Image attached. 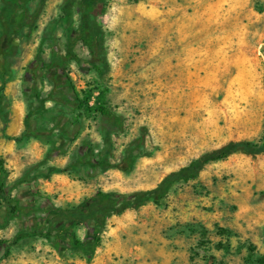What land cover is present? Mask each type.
<instances>
[{"label":"rangeland","instance_id":"1","mask_svg":"<svg viewBox=\"0 0 264 264\" xmlns=\"http://www.w3.org/2000/svg\"><path fill=\"white\" fill-rule=\"evenodd\" d=\"M65 1L8 11L21 29L0 73V264H264V152L70 226L97 192L150 191L230 142L264 145V0H102L85 23Z\"/></svg>","mask_w":264,"mask_h":264},{"label":"trees","instance_id":"2","mask_svg":"<svg viewBox=\"0 0 264 264\" xmlns=\"http://www.w3.org/2000/svg\"><path fill=\"white\" fill-rule=\"evenodd\" d=\"M1 2L3 3V14L0 16V73L2 76L1 78L3 79V77L7 74V71H5L6 54L4 52L11 43V37L21 29V22L19 18L16 17V13L10 16L8 15V11L11 8H15V10H17L19 0H12L11 2L1 0ZM74 3L75 0L65 1V5L68 7L72 6ZM101 7L102 0H81L82 22H87L90 19L91 15L101 10ZM66 9L70 10L71 8ZM85 34L86 32L84 31L82 33V36L80 37V41L83 45H85V47H87L88 51L94 55V40L86 38ZM72 56V50H70L64 58L52 56L54 67H58L60 63L71 59ZM42 65L43 64L40 56H37L35 59V63L32 66V69L34 70L37 66ZM65 82H68L67 78L65 79ZM65 87L67 93L64 95H67L69 97V100L74 102V106L80 108L81 100L79 99L78 93L76 92L75 88L70 84H68V86L65 85ZM1 91L2 88H0V93ZM30 135L31 134H29V131H27L24 137L28 139ZM15 141L17 144H21V140L17 139ZM237 152H245L249 155L260 154L264 152V145L261 147H257L249 142H230L227 145L221 147L220 149H217L209 154L202 156L198 160L191 162L188 166L181 168L179 171L169 174L157 185L155 189L150 191L137 192L131 195H113L109 193L106 194L103 192H97L92 199L87 200L83 203V205L73 209L71 213L73 219L70 226L76 227L84 224L85 226L89 227V223H93L95 227H100L104 225V223L110 217L122 215L128 210H135L141 207L148 200H152L157 203L167 194L169 189L175 183H187L190 180L195 179L205 166H208L218 161L225 160L228 157L236 154ZM69 169L80 173V170L76 166H71ZM68 171L69 170H64L60 171L59 173L64 174ZM0 175L4 177L0 182V193L2 194V190L4 188V180L7 176V172L5 169L4 161L1 159ZM83 207L85 208L83 209ZM17 209L19 210V208ZM17 209L14 207H9L10 212H14ZM75 245L80 247L82 244L80 242H75Z\"/></svg>","mask_w":264,"mask_h":264},{"label":"bare ground","instance_id":"3","mask_svg":"<svg viewBox=\"0 0 264 264\" xmlns=\"http://www.w3.org/2000/svg\"><path fill=\"white\" fill-rule=\"evenodd\" d=\"M180 77H183V75L180 74ZM187 98H188L187 96H186V97H182V96H181V99H182V100H180V99L177 98L178 101L181 103V104H180V107H181V106L183 107V106L186 104V100H187Z\"/></svg>","mask_w":264,"mask_h":264}]
</instances>
